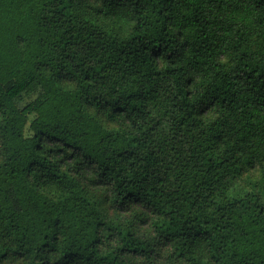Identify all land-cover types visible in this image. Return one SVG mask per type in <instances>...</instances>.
<instances>
[{"label":"trees","instance_id":"1","mask_svg":"<svg viewBox=\"0 0 264 264\" xmlns=\"http://www.w3.org/2000/svg\"><path fill=\"white\" fill-rule=\"evenodd\" d=\"M0 264H264V0H0Z\"/></svg>","mask_w":264,"mask_h":264}]
</instances>
